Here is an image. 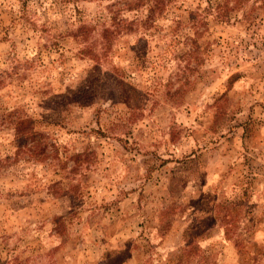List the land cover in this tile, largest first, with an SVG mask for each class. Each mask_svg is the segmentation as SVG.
I'll list each match as a JSON object with an SVG mask.
<instances>
[{
	"label": "rangeland",
	"instance_id": "1",
	"mask_svg": "<svg viewBox=\"0 0 264 264\" xmlns=\"http://www.w3.org/2000/svg\"><path fill=\"white\" fill-rule=\"evenodd\" d=\"M164 2L0 0V264H264V0Z\"/></svg>",
	"mask_w": 264,
	"mask_h": 264
},
{
	"label": "trees",
	"instance_id": "2",
	"mask_svg": "<svg viewBox=\"0 0 264 264\" xmlns=\"http://www.w3.org/2000/svg\"><path fill=\"white\" fill-rule=\"evenodd\" d=\"M157 1V3L158 4H162V5H165V2H164V0H156ZM220 7V6H219ZM221 7H222V5H221Z\"/></svg>",
	"mask_w": 264,
	"mask_h": 264
}]
</instances>
